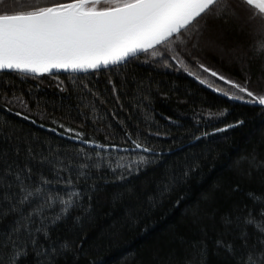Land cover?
<instances>
[{"label":"trees","instance_id":"trees-1","mask_svg":"<svg viewBox=\"0 0 264 264\" xmlns=\"http://www.w3.org/2000/svg\"><path fill=\"white\" fill-rule=\"evenodd\" d=\"M46 2L50 0H5L12 10ZM231 3L237 15L202 20L198 47L191 49V55H182L190 62L191 71L214 82L213 88L230 89L231 86L200 69L193 57L241 83L249 76V87L264 92V56L256 53L258 43L264 40V34L257 28L260 18L252 19L254 9L241 0H231ZM143 60L141 56L140 61L123 69L87 74L33 77L0 73V125L7 121L5 131L14 132L10 143L0 140V151L7 148V162L13 165V170L15 164L21 167L29 164L34 176L37 171L48 176L53 173L49 165L41 166L38 159L28 157L29 147L37 158L44 155L55 160L59 155L65 157V163L69 157L84 159L83 155L76 156L77 149L111 153L113 160L119 152L124 156L122 162L126 163L129 145L121 140L123 126L113 115L119 113L128 131L139 128L148 138V144L156 148V154L164 156L168 163L150 168L138 178L130 177L135 191L126 193L115 207L110 197L117 190V184L107 185L97 194L100 199L93 202L95 212L90 220L82 225L75 224L71 218L58 223L51 230L52 238L67 239L77 245L83 241L85 253L79 264H90V261L96 264H243L253 245L256 250L261 248L257 242L260 234L249 226L248 246L243 247L238 230L232 228L226 232L222 217H242L249 209L258 215L262 206L248 196L249 192L264 193V123H261L264 117L260 108L221 97L188 72L175 70L179 65L174 61L175 68H166L162 62L143 63ZM109 77L126 85L120 88L119 102L106 91L110 87ZM138 85L150 100L139 97ZM97 92L99 96L95 95ZM134 96L139 99L133 101ZM88 101L95 102L96 112L86 106ZM137 103L142 107H137ZM120 104L124 105L123 109ZM145 109L151 118H146ZM237 119L244 120V125L224 132L214 131ZM69 127L76 132L68 133ZM76 133H83L84 140L71 139ZM202 133L209 135L205 137ZM194 136L201 138L195 140ZM88 140L97 143L84 142ZM105 143L120 147H99ZM14 146L20 149L18 155L13 151ZM253 155L255 160L251 161L249 157ZM183 161H199L200 168L171 192L160 196L155 180L174 163L178 170ZM4 168L0 160V174ZM236 185H239L238 191ZM80 186H84L83 182ZM150 196L156 197L154 207L149 204ZM129 215L131 219L127 218ZM40 239L48 243L42 236ZM217 239L231 241L234 254L217 247ZM204 245L206 256L201 255ZM35 259L30 252L23 264H35ZM56 264H73L71 255L67 259L57 258Z\"/></svg>","mask_w":264,"mask_h":264},{"label":"snow or ice","instance_id":"snow-or-ice-1","mask_svg":"<svg viewBox=\"0 0 264 264\" xmlns=\"http://www.w3.org/2000/svg\"><path fill=\"white\" fill-rule=\"evenodd\" d=\"M241 3L254 9L251 18L259 16L257 28L264 34V0H241ZM0 4L4 5L0 8V71L31 74L51 73L53 69L111 71L114 68L123 69L130 63L140 61L143 56V63L162 62L166 68L179 65L175 70L188 72L210 88L214 82L202 79L200 74L191 71V64L182 53L191 55V49L198 47L202 20L207 17L222 19L228 15H237L231 0H50L24 10H12L5 0H0ZM256 53L264 56V40L258 43ZM193 59L204 72L231 86L230 89L217 86L215 92L259 107L264 117V92L249 87V76L241 83L208 67L195 57ZM107 84L110 87L106 91L119 102L120 88L126 85L111 77ZM137 92L143 100H150V96L139 85ZM95 95L99 96L100 93ZM139 97L134 96L132 99L137 101ZM80 99L84 100L85 97ZM86 106L93 112L97 111L94 101H88ZM136 106L142 107V104L137 103ZM119 107L123 109L124 105L120 104ZM145 112L146 118H151L147 115V109ZM113 115L123 126L121 140L129 145L126 149V163L122 162L124 156L119 152L113 160L111 153L102 154L95 149L91 153L77 149L76 156L83 155L84 159L73 160L69 157L65 163V157L59 155H56L55 160L44 155L37 158L29 147L28 157L38 159L41 166L49 165L53 173L48 176L43 171H37L34 176L29 164L23 167L15 164L13 170V165L7 162V148L0 151V160L5 164L3 174H0V264H23L30 252L36 258L35 264H56L57 258L67 259L69 255L73 264H79L80 257L85 253L83 241L77 245L67 239H53L52 228L69 218L79 225L90 220L95 212L93 202L100 199L97 194L111 183L117 184V190L110 197L115 207L124 200L126 193L135 191L130 177L138 178L146 175L150 168L168 163L164 156L156 154V148L148 144V138L139 128L135 132L128 131L125 122L119 119V113L114 112ZM8 123L6 121L0 125V140L6 144L14 137L12 130L5 131ZM244 123V120L237 119L214 131L224 132L243 126ZM261 123H264V119ZM109 127L113 125L109 124ZM67 131L74 133L76 129L69 127ZM208 135L202 133V136ZM200 138L193 137L195 140ZM71 139L83 141L84 134L76 133ZM84 142L97 143L95 140ZM99 147L120 146L105 143ZM13 151L18 155L20 149L14 146ZM168 151L172 152L171 149ZM249 159L254 161L255 156ZM199 168V161H183L178 170L175 163L171 169L165 168L161 178L155 180L160 189L159 195L171 192L180 181L186 180ZM80 182H83V187ZM235 190H239V185H236ZM248 196L254 203L262 205L258 215L249 209L242 217H222V222L226 232L232 228L238 230L243 247L248 246V227H254L260 234L257 242L261 248L256 250L253 245L243 264H264V193L249 192ZM148 200L150 206L156 205L155 196H150ZM127 218L131 219V216ZM41 236L47 244L41 242ZM215 243L217 247L234 254L231 241L217 239ZM206 253L207 246L204 245L201 255L206 256ZM90 264H96V261H90Z\"/></svg>","mask_w":264,"mask_h":264},{"label":"water","instance_id":"water-1","mask_svg":"<svg viewBox=\"0 0 264 264\" xmlns=\"http://www.w3.org/2000/svg\"><path fill=\"white\" fill-rule=\"evenodd\" d=\"M97 71L94 70H89L88 72H82V71H72V70H62V69H53L51 73H44V74H31V73H20V72H12L10 70H5V71H0V73H18V74H22V75H28V76H33V77H40V76H59V75H64V74H87V73H94ZM208 87V85H206ZM209 89H211L213 92H215V88L213 87H208ZM217 93V92H215ZM218 95H220L221 97H224L226 99H229L231 101H235V102H241V103H245L244 101H239V100H232L229 97H226L220 93H217ZM246 104V103H245Z\"/></svg>","mask_w":264,"mask_h":264}]
</instances>
